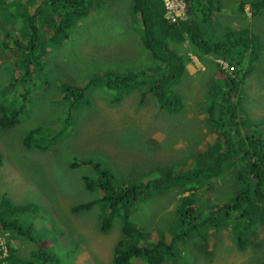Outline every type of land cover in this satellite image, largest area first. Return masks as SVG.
<instances>
[{
    "label": "rangeland",
    "instance_id": "374dc122",
    "mask_svg": "<svg viewBox=\"0 0 264 264\" xmlns=\"http://www.w3.org/2000/svg\"><path fill=\"white\" fill-rule=\"evenodd\" d=\"M29 1L0 0V97L14 108L24 106L21 122L12 128L0 126V196L7 193L16 202L33 200L57 227L66 230L73 244L68 239L59 241L71 252L70 258L52 237L39 243L64 258V264H113L114 246L123 237L122 222L116 220L108 232H103L97 210H72L74 204L90 196L81 177L93 171L85 165L72 166L74 158L102 160L117 181L123 182L144 180L158 166L186 161L199 148L205 150L215 142L216 134L206 124L201 104L209 92L217 89V81L225 78L227 61L212 52H196L187 39L181 42L187 71L175 86L184 101L180 112H166L141 82L114 89L106 86L107 79L87 86L86 96L71 109L74 97L65 91L66 80L86 84L93 77L111 72L135 75L158 62L141 41L142 27L130 12L132 0H108L85 11L63 41L51 43L44 39L45 51L36 49L42 54L40 71L35 61L28 65V49L16 45L18 39L26 46L31 31L28 16L45 0ZM241 1L220 0L214 23L218 27L244 26L261 42L260 59L235 96L247 115L259 119L264 117V11L254 14L250 3L240 10ZM37 26L42 29L39 22ZM43 28L47 26L43 24ZM28 67L30 75L25 73ZM68 117L63 134L47 148L24 146L23 137L32 127L58 128ZM246 125L241 123L246 131H258L264 137V126L252 124L247 129ZM210 181L213 187L207 186ZM228 182L225 177L205 180L203 185L208 188L200 191L194 204L205 209L208 203L215 207L230 196ZM231 184L230 188H237V184ZM189 192L175 188L152 197L141 196L131 218L149 229L151 237L159 230L170 236V226L177 222V210L185 207L182 200ZM37 216L45 218L40 212ZM208 228L205 247L202 237L181 245L183 258L179 264H264V224L256 226L261 235L245 250L238 247L231 225L216 221ZM28 240L26 235L0 225L1 251L11 241L20 254L29 255L32 244Z\"/></svg>",
    "mask_w": 264,
    "mask_h": 264
},
{
    "label": "trees",
    "instance_id": "16d2710c",
    "mask_svg": "<svg viewBox=\"0 0 264 264\" xmlns=\"http://www.w3.org/2000/svg\"><path fill=\"white\" fill-rule=\"evenodd\" d=\"M105 1L108 0H45L38 3L34 13L28 16L31 31L26 46L18 39L16 41V45L28 49V65L35 61L41 71L42 54L37 53L36 49L45 51L44 39L51 40V43L63 41L85 11ZM186 2L188 17L170 21L165 17L163 0H132L130 12L142 27L141 41L158 65L135 75L111 72L107 76L93 77L86 84L71 79L64 84L65 91L74 97L70 103L71 109L86 96L87 86L107 79L106 86L114 89L141 82L147 86V92L155 95L166 112H180L184 101L175 86L182 82L187 71V58L180 50L181 42L187 39L196 52H212L228 63V68L224 70L225 78L217 81V89L209 92L201 104L206 124L216 134L215 142L205 150L199 148L186 161L158 166L144 180L123 182L117 181L102 160L86 156L74 158L72 166L85 165L93 171L81 177L90 196L74 204L72 210H97L103 232H108L116 220L122 222L123 237L114 246L113 264H179L183 258L181 245L188 239L202 237V247H205L210 234L208 226L216 221L231 225L238 247L242 250L261 235L256 226L264 224V137L258 131H246L241 123L247 124V129L252 124L264 126V117L252 118L247 115L242 102L235 101L240 85L254 71L260 59L261 42L255 40L244 26H216L214 17L220 0ZM245 3H250L256 15L264 11V0H242L240 10ZM43 24L47 29L43 28ZM48 32L51 34L46 38ZM31 72L29 67L25 70L26 75ZM0 113V126L12 128L21 122L24 106L14 108L7 99L0 97ZM68 123L69 117L58 128L34 126L27 131L22 142L29 149H45L59 139ZM2 164L0 153V166ZM215 177H225L229 181L227 189L230 196L216 203L215 207L208 203L207 211L194 203L200 191L214 186L210 181L208 184H211L205 188V180ZM231 183L237 184V188H230ZM175 188L190 191L182 200L185 207L178 208L177 222L170 226V236L159 230L153 232L151 237L149 229L138 226L132 220L131 212L138 204L139 197H152ZM37 212L44 214L45 218L38 217ZM0 225L3 229L26 235L29 244H32L29 255H23L9 241L5 256L0 250V264H64L65 259L57 257L52 248L39 244L48 237H52L66 251L68 258L71 257L67 246L59 241L68 239L73 244L66 230L57 227L44 208L31 199L16 202L7 193L1 195Z\"/></svg>",
    "mask_w": 264,
    "mask_h": 264
},
{
    "label": "built area",
    "instance_id": "2783aa9c",
    "mask_svg": "<svg viewBox=\"0 0 264 264\" xmlns=\"http://www.w3.org/2000/svg\"><path fill=\"white\" fill-rule=\"evenodd\" d=\"M167 10L165 17L170 21H177L188 17L186 0H163ZM225 69L228 68V63L225 62ZM3 255L7 254V247L2 249Z\"/></svg>",
    "mask_w": 264,
    "mask_h": 264
}]
</instances>
